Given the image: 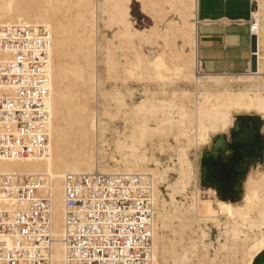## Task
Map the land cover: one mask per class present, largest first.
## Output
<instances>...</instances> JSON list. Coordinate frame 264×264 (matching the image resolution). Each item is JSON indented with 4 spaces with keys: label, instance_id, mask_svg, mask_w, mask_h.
<instances>
[{
    "label": "bare ground",
    "instance_id": "obj_1",
    "mask_svg": "<svg viewBox=\"0 0 264 264\" xmlns=\"http://www.w3.org/2000/svg\"><path fill=\"white\" fill-rule=\"evenodd\" d=\"M162 2L166 16L161 0H0V23L43 25L50 33L48 148L41 156L0 159V173L46 179L52 264H63V178L93 170L151 174L153 264H254L264 253V154L244 175L239 201L206 198L201 190L204 171L213 185L219 176L234 179L228 166L222 170L221 154L239 117L259 116L264 130V0L252 11L257 67L242 73L200 71L196 0ZM133 3L151 24L135 25ZM134 84L143 88L138 101ZM241 130L243 143L254 139L251 121ZM154 149L168 150L171 163ZM209 223L222 236L211 255Z\"/></svg>",
    "mask_w": 264,
    "mask_h": 264
},
{
    "label": "built area",
    "instance_id": "obj_2",
    "mask_svg": "<svg viewBox=\"0 0 264 264\" xmlns=\"http://www.w3.org/2000/svg\"><path fill=\"white\" fill-rule=\"evenodd\" d=\"M49 60L45 26L0 23V159L48 148ZM63 192V264L154 263L151 174L66 173ZM51 224L46 179L0 173V264H52Z\"/></svg>",
    "mask_w": 264,
    "mask_h": 264
},
{
    "label": "crops",
    "instance_id": "obj_3",
    "mask_svg": "<svg viewBox=\"0 0 264 264\" xmlns=\"http://www.w3.org/2000/svg\"><path fill=\"white\" fill-rule=\"evenodd\" d=\"M256 4V0H196L195 54L200 71L242 73L248 70L252 55L248 22ZM165 8L167 4L161 0L164 16Z\"/></svg>",
    "mask_w": 264,
    "mask_h": 264
},
{
    "label": "rangeland",
    "instance_id": "obj_4",
    "mask_svg": "<svg viewBox=\"0 0 264 264\" xmlns=\"http://www.w3.org/2000/svg\"><path fill=\"white\" fill-rule=\"evenodd\" d=\"M136 5H137V3L132 4V12H133L132 14L135 17L136 22L138 23L137 24L138 27H142L145 25L148 26L149 24H151V20L147 16V14L139 11V7H138V5L137 6ZM255 7H254V9H255ZM135 87H136V89H135ZM133 88L135 90L133 89L134 93L132 96V100L138 101L143 97L142 85L134 84ZM128 102H129V99H128ZM250 121L252 122L254 131L256 132L254 139L251 140L250 142L241 143L237 139V135L240 133L242 127L244 125H248ZM238 123H239L238 127L230 130L229 132H227L224 135L223 151L221 154L222 155L221 157L224 159V164L222 165V170H226V168L228 166L229 169H231L232 173L234 174V179L231 177L229 181L225 182L224 179L219 176L217 185H213L204 179L205 171L202 172V174H201L202 175V182H201L202 188H201V190H202V196H205L206 198L211 195V198H213L214 200L216 198L221 197V199H224V200H233L236 198L237 201H239L241 199V188L240 187H241V182H242L244 175L252 169H257V163L260 161V159L262 158V156L264 154L263 120L259 116L239 117ZM207 147H206V151L208 153H210L212 151L213 146L210 144ZM232 150H233V152H232ZM154 151H155L154 152L155 156L159 152L156 157H158L160 160H162L161 161L162 163H164V164L171 163L170 160L168 161L169 156L171 154L168 150L167 151L164 150L163 152H160L159 150L154 149ZM167 152H169V153H167ZM190 154H191L190 157L192 159H194V155H195L194 152L192 151ZM163 155H164V157H162ZM256 161H258V162H256ZM203 169H204V167H202V170ZM175 178H176V175L174 174V172L170 171L168 174V183H172L175 180ZM192 184H193V182H192ZM192 184H191V186H192ZM160 189H161L162 193L165 195L167 201H169L168 187L164 184H161ZM176 200L177 201H185L183 199V197L180 195H176ZM173 226L175 227V229H177L176 224H174ZM219 229L220 228L218 226H215V225L210 224V223H209V227L207 228L208 235H209L207 237V241L212 243L209 246V254L210 255L213 254L214 247L215 248L217 247L218 240L222 241V236L220 235L221 229L220 230ZM218 231H219V233H218ZM163 232L166 235H171L170 230L167 228L164 229ZM220 258H222V255H220ZM167 262L171 263V259L168 258ZM261 264H264V258H263Z\"/></svg>",
    "mask_w": 264,
    "mask_h": 264
},
{
    "label": "water",
    "instance_id": "obj_5",
    "mask_svg": "<svg viewBox=\"0 0 264 264\" xmlns=\"http://www.w3.org/2000/svg\"><path fill=\"white\" fill-rule=\"evenodd\" d=\"M256 49V37L255 35H251L250 37V50L252 51V53L255 51ZM252 70H255L257 67V61H256V56L255 55H251L250 57V66H249ZM242 131V130H241ZM241 131L240 133L237 135V139L243 143L242 141V135H241ZM264 258V253L260 254L254 261V264H261L262 260Z\"/></svg>",
    "mask_w": 264,
    "mask_h": 264
}]
</instances>
